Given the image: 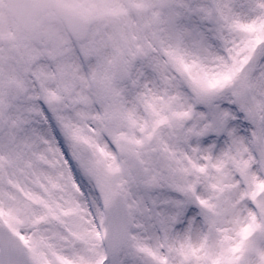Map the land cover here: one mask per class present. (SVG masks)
Returning a JSON list of instances; mask_svg holds the SVG:
<instances>
[{"label":"snow or ice","instance_id":"6c2138e0","mask_svg":"<svg viewBox=\"0 0 264 264\" xmlns=\"http://www.w3.org/2000/svg\"><path fill=\"white\" fill-rule=\"evenodd\" d=\"M0 264H264V0H0Z\"/></svg>","mask_w":264,"mask_h":264}]
</instances>
